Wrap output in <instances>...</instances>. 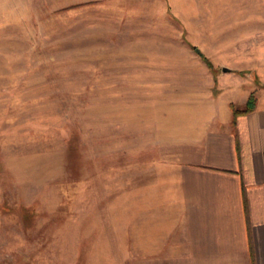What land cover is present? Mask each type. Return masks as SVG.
I'll list each match as a JSON object with an SVG mask.
<instances>
[{
	"label": "rangeland",
	"instance_id": "obj_1",
	"mask_svg": "<svg viewBox=\"0 0 264 264\" xmlns=\"http://www.w3.org/2000/svg\"><path fill=\"white\" fill-rule=\"evenodd\" d=\"M222 76L264 92V0H0V264L143 262Z\"/></svg>",
	"mask_w": 264,
	"mask_h": 264
},
{
	"label": "crops",
	"instance_id": "obj_2",
	"mask_svg": "<svg viewBox=\"0 0 264 264\" xmlns=\"http://www.w3.org/2000/svg\"><path fill=\"white\" fill-rule=\"evenodd\" d=\"M218 82L219 95L183 132L180 214L163 241L134 251L147 254L138 264H264V92L234 125L231 105L244 108L255 87Z\"/></svg>",
	"mask_w": 264,
	"mask_h": 264
},
{
	"label": "trees",
	"instance_id": "obj_3",
	"mask_svg": "<svg viewBox=\"0 0 264 264\" xmlns=\"http://www.w3.org/2000/svg\"><path fill=\"white\" fill-rule=\"evenodd\" d=\"M201 57L208 61V59L204 55H202ZM209 64H211V63H209ZM256 101H257L256 96L252 93L249 96L244 108L239 109V108H236L234 105H231V108L233 110V122H232V124L235 125L236 119L239 115L248 114V113L252 112L256 107Z\"/></svg>",
	"mask_w": 264,
	"mask_h": 264
},
{
	"label": "water",
	"instance_id": "obj_4",
	"mask_svg": "<svg viewBox=\"0 0 264 264\" xmlns=\"http://www.w3.org/2000/svg\"><path fill=\"white\" fill-rule=\"evenodd\" d=\"M223 71L227 72V71H229V69L228 68H223Z\"/></svg>",
	"mask_w": 264,
	"mask_h": 264
}]
</instances>
